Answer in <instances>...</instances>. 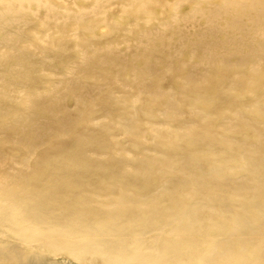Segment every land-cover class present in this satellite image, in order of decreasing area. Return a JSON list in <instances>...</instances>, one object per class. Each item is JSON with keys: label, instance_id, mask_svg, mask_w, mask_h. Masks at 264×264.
Wrapping results in <instances>:
<instances>
[{"label": "bare ground", "instance_id": "obj_1", "mask_svg": "<svg viewBox=\"0 0 264 264\" xmlns=\"http://www.w3.org/2000/svg\"><path fill=\"white\" fill-rule=\"evenodd\" d=\"M0 264H264V0H0Z\"/></svg>", "mask_w": 264, "mask_h": 264}]
</instances>
